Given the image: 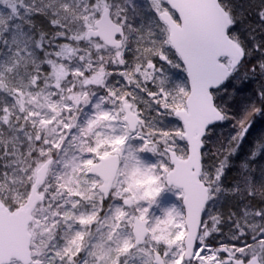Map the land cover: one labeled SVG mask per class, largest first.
<instances>
[{
    "label": "snow or ice",
    "instance_id": "obj_1",
    "mask_svg": "<svg viewBox=\"0 0 264 264\" xmlns=\"http://www.w3.org/2000/svg\"><path fill=\"white\" fill-rule=\"evenodd\" d=\"M151 4L154 9L159 8V0H151ZM65 7H68L67 3ZM95 27L97 32L94 34L104 36L108 43L116 47L121 46V42L113 39V36L123 34V26L114 25L106 9L101 18L95 20ZM169 31L172 32L169 41L176 43L175 28L170 26ZM27 54L26 50L17 49L15 59L0 64V179H7L11 175L13 183L17 178L22 182L20 173L28 172L34 179L26 197L13 205L0 201V264H44L41 259L35 258L41 255L47 264H243L236 253H243L245 249L237 247L238 242L205 243L204 236L200 235V209L205 197L202 194L199 199L193 197L198 189L194 174L188 179L187 173L174 158L175 167L161 165L165 174L162 183L161 177L155 174V166L144 164L137 150L129 147L124 152L123 146L129 133L142 123L127 94L118 98L120 107L115 114L104 110L103 103L95 105L94 116L79 128L78 134L66 137L65 132H70L72 126L67 121L47 118L40 110V99L32 94L33 87L40 83L39 76L35 77V85L18 79L20 69L25 67L23 61ZM120 63L124 64L125 61L121 60ZM136 76L142 77L145 83L153 84L151 90L145 89L146 95L151 98L150 103L158 109L174 112L187 123L176 97L167 90L166 76L156 73L150 62L147 68L139 65ZM218 90L214 89L213 92ZM179 91L180 98L187 96L185 88ZM109 94L113 97L117 95L111 91ZM261 98L264 99V93H261ZM73 99L77 103L81 99L88 103L86 93ZM223 100V96H214L212 102L215 105ZM51 109L59 112L56 105H51ZM216 119L224 117L218 114ZM29 128L33 131H29ZM243 131L246 133L247 128ZM161 135L166 137L169 133L162 132ZM68 139L71 140L69 147L75 148L81 155H67L69 149L63 148V143ZM150 143L145 139L139 151L155 152V147L149 148ZM53 148L66 153L62 162L66 169H70L65 182L59 187L68 197L75 198L65 201L63 207L70 206L75 210L80 206L79 201L92 200L97 188L107 194L114 187L117 188L115 196L122 201V206L110 208V215L105 217L103 223L98 220L100 211L96 210L95 205L92 211L85 210L79 214L72 211L54 212L51 225L47 217L41 222L35 216V211L36 204L43 201L45 192L38 188L50 171L53 161L45 157ZM88 173L98 179L82 180L81 177H86ZM165 183L172 189L180 190L187 216L175 206L160 208V215L151 211L153 206L159 207ZM61 220L65 221L68 229L64 243L50 244L46 252L38 251L37 226L44 228V232L40 233L44 235L58 228ZM9 224L16 228L14 244H9L6 231ZM92 226H96L94 239L89 231ZM261 245V256H264V240Z\"/></svg>",
    "mask_w": 264,
    "mask_h": 264
},
{
    "label": "clouds",
    "instance_id": "obj_2",
    "mask_svg": "<svg viewBox=\"0 0 264 264\" xmlns=\"http://www.w3.org/2000/svg\"><path fill=\"white\" fill-rule=\"evenodd\" d=\"M65 3L68 7H65ZM105 9L114 25L123 26V34L116 33L113 36V39L121 42L120 47L108 43L104 36L94 34L97 32L95 20L101 18ZM28 12L25 37L13 38L9 32L7 37L0 35V44L5 48L4 57L7 62L16 58L14 53L17 49L26 50L28 53L23 61L26 81L35 85V77L39 76L40 83L33 87L32 94L40 99V110L46 117L67 121L72 130L66 131L65 136L71 137L77 135L79 128L94 116L95 105L103 103L104 110L115 114L120 107L118 98L127 94L142 123L129 133L123 146L124 152L129 147L137 150V155L144 164L155 166V174L161 177L162 183L165 181V174L161 165L173 167L174 158L192 160L199 182L198 190L205 197L198 226L204 242H238L237 247L245 249L243 253H236L243 264H253L255 257H259L255 259V264H264V256H261V241L264 240V187L227 185L222 168L208 163L204 137L201 138L197 159L187 140L177 136L173 127L166 124L167 118H172L174 112L161 111L155 104L150 103L151 98L146 95L145 89L151 90L153 84L145 83L142 77L136 76L138 66L144 65L147 68L150 62L156 73L167 77V90L179 102V90L184 85L172 75L173 66L168 59L171 49L167 29L154 14L151 0H30ZM121 60L125 63L121 64ZM29 66L31 71H27ZM57 72L60 73L59 77ZM98 80L101 82L97 83ZM129 83L132 90H129ZM141 88L144 94L135 91ZM110 91L115 92L116 97L111 96ZM85 93L87 104L83 99L79 103L73 99L83 97ZM51 105H56L59 112L52 111ZM28 130L33 131L31 128ZM162 132H168L169 135L165 137L161 135ZM145 139L151 142L149 148L157 149L155 152L139 151ZM70 145V139L63 143V148L69 149L67 155H81L75 148H70ZM45 152L48 153L47 148ZM49 157L53 163L38 188L45 192V196L42 202L36 204L35 211V216L41 222L47 217L48 224L51 225L54 212L72 211L79 214L85 210L92 211L95 205L96 210L100 211L98 220L103 223L105 217L110 215V208L122 206V201L115 196L117 188L114 187L107 194L97 188L95 197L90 201H79L80 206L75 210L70 206L63 207L65 201L75 199L68 197L59 187L70 172L62 162L66 153L53 148L45 158ZM20 177H23L22 182L17 178L15 183L12 182L11 175L7 179H0V201L13 205L28 195L34 179L30 172L20 173ZM81 179L91 181L98 178L88 173ZM179 192V189H172L165 183L164 192L159 198V207L153 206L151 211L157 215L158 210L160 215V208L175 206L187 216V207ZM163 195L173 199L162 206ZM89 231L94 239L96 226L90 227ZM36 232L37 250L46 252L50 244L55 246L64 241L68 229L65 221L61 220L59 227L53 229L52 233L40 235L44 232V228L40 226H37ZM35 258L47 264L43 255Z\"/></svg>",
    "mask_w": 264,
    "mask_h": 264
},
{
    "label": "trees",
    "instance_id": "obj_3",
    "mask_svg": "<svg viewBox=\"0 0 264 264\" xmlns=\"http://www.w3.org/2000/svg\"><path fill=\"white\" fill-rule=\"evenodd\" d=\"M220 2L230 13L233 22L230 36L243 48L246 54L245 61L249 60L246 68L249 71L236 86L233 75L221 89L215 91L219 94L216 97H220L221 91L226 92L227 120L229 118L232 121L229 111L231 114L236 112L238 116L247 118H243L246 119L245 125L248 124L247 122H251V125L246 133H242V137L233 141H229V138L224 137L220 132L222 127L228 124L227 120V123L213 127L205 141L206 156L209 164L226 170L224 178L227 185L264 187V99L261 98V93H264V15H262L264 0H220ZM13 4L18 5L17 0H0V35L7 37L10 32L13 38H24L27 25L24 24L23 17H18L13 12ZM4 51V46L0 44V64L7 62ZM23 70L25 67L20 69L18 79L20 77L23 79L21 75L26 74ZM217 104H220V101ZM255 109L261 111L256 112ZM168 125L172 124L168 123ZM179 126L181 128L172 126L173 130L183 129L181 122ZM215 135L220 138L216 137L211 144ZM225 142L228 143L226 147Z\"/></svg>",
    "mask_w": 264,
    "mask_h": 264
},
{
    "label": "water",
    "instance_id": "obj_4",
    "mask_svg": "<svg viewBox=\"0 0 264 264\" xmlns=\"http://www.w3.org/2000/svg\"><path fill=\"white\" fill-rule=\"evenodd\" d=\"M164 1L180 20V22L176 21L169 12L160 14L161 20L168 27L173 26L176 30V43L171 42V44L184 64L190 87L186 108L180 109L187 123L175 113L174 115L181 120L184 126L183 138L187 140L198 159L201 138H206L209 130L225 119V114L212 102L213 90L220 89L227 83L243 63L245 53L229 35L232 21L220 0ZM224 58L231 60L230 66L222 62ZM218 114L224 119H216ZM176 160L187 173L188 179L194 174L198 182L192 160L183 158ZM199 196L200 192L197 189L193 197L199 199ZM6 231L9 244H14L15 226L7 225Z\"/></svg>",
    "mask_w": 264,
    "mask_h": 264
},
{
    "label": "rangeland",
    "instance_id": "obj_5",
    "mask_svg": "<svg viewBox=\"0 0 264 264\" xmlns=\"http://www.w3.org/2000/svg\"><path fill=\"white\" fill-rule=\"evenodd\" d=\"M17 2H18V5H14L13 4L14 6H12V10H13V12H15V14H17L18 17H23L25 19V22H26V20L29 17L28 16V5L30 3V0H17ZM162 12H169L173 16V18L176 21H178V22H179V19H178L177 15L172 11V9L168 6V4L164 0H159V8L158 9H154V14L159 17V20L166 26V29H167L168 44H169V47L171 49V55H170V57L168 59L170 61L169 63L173 66L171 68L172 75L174 76V78L176 80L181 81L182 84L184 85V87H182V88H185L187 90V96L180 98L179 102H178L180 104V109H185L186 108V100H187V97H188V95L190 93L189 85H187L188 84L187 83L188 80L186 79L187 82L185 80V78H186V70H185L184 64H183L179 54L175 51V49L173 48L171 42L169 41V37H170L171 31H169V27L160 18V14ZM227 13L230 16V13L228 11H227ZM230 19L232 20L231 16H230ZM15 21H18V20L15 19ZM25 22H24V24L26 25ZM152 23L155 24V21H152ZM13 25H15V24H13ZM19 25L20 24L18 23V26ZM234 40L240 45V43L236 39H234ZM223 62L225 64L229 65V66L231 65V60L230 59H223ZM248 62H249V60H246L245 62H243L244 64L242 63V65L236 70V72L234 74L235 86L240 83L239 81L242 80V77H244L246 75V73L249 71V70L246 69L248 67V65H249ZM177 65H178V67H177ZM165 67L167 68L168 65H165ZM23 71H26V69L23 70ZM27 71H31L30 66L27 68ZM21 76L23 78L22 80H24L26 82V78H25L26 74L24 76L22 74ZM20 79H21V77H20ZM123 82L124 83H128L127 81H123ZM117 87H119V84L117 85ZM128 87H129V90H132V85L130 83L128 84ZM135 91L142 93V88L141 89H135ZM142 94H144V93H142ZM216 95L218 96L219 94L215 93V97H216ZM220 96H223L224 100L220 101V104H217V106L225 114V120L223 121V123L224 122L227 123V121H228V124L226 126L222 127V129L220 131L221 135H223L224 137H228L229 141L237 140L238 138L242 137V133H244V131H243L244 129L243 128H247V129L250 128L251 122H247L248 124L245 125L246 124L245 120L247 119L246 117H240V116H238L236 114V112H232V114H231L230 111H229V115L232 117V121L229 118L227 120L226 113L228 112V110H227L226 92L225 91H223V92L221 91ZM226 110H227V112L225 113ZM161 111H163V109H161ZM243 118H246V119H243ZM174 119H175V121H174ZM168 123H171L172 124L171 126L175 125L176 127H180L181 128V126H179L180 121H179L178 118L175 117V115H173L172 118L171 117L167 118L166 124L168 125ZM176 133H180V135H177V136H182L183 137L184 130L183 129H181L180 131L177 130V131H175V134ZM216 137L220 138V136L215 135L214 140L212 141L211 144L214 143ZM227 144L228 143L225 142V147H226ZM209 149L211 150V147H209ZM222 170L225 172V175H226V170L224 168H222ZM172 199H173V197H171V196L163 195L162 201H161L162 206L168 204L169 202H171ZM156 211H157V215H159V211L158 210H156ZM63 243H64V241H61V244H63Z\"/></svg>",
    "mask_w": 264,
    "mask_h": 264
},
{
    "label": "flooded vegetation",
    "instance_id": "obj_6",
    "mask_svg": "<svg viewBox=\"0 0 264 264\" xmlns=\"http://www.w3.org/2000/svg\"><path fill=\"white\" fill-rule=\"evenodd\" d=\"M187 79V74H186V78H185V80ZM188 80V79H187ZM187 80H186V82H187ZM188 83V82H187ZM188 85V84H187ZM180 121V120H179ZM183 126V125H182ZM183 130H184V128H183Z\"/></svg>",
    "mask_w": 264,
    "mask_h": 264
}]
</instances>
